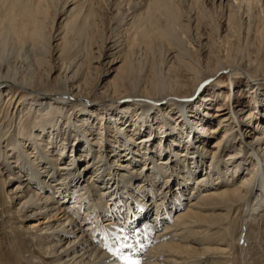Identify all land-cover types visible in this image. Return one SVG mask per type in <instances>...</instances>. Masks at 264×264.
Returning <instances> with one entry per match:
<instances>
[{"label": "bare ground", "instance_id": "bare-ground-1", "mask_svg": "<svg viewBox=\"0 0 264 264\" xmlns=\"http://www.w3.org/2000/svg\"><path fill=\"white\" fill-rule=\"evenodd\" d=\"M175 6L0 0V264L18 233L34 264H264V44L187 46Z\"/></svg>", "mask_w": 264, "mask_h": 264}, {"label": "rangeland", "instance_id": "rangeland-1", "mask_svg": "<svg viewBox=\"0 0 264 264\" xmlns=\"http://www.w3.org/2000/svg\"><path fill=\"white\" fill-rule=\"evenodd\" d=\"M170 1H172L173 4L175 3V5H177V6H175V8H177L176 11L179 15L178 17H180V16L183 17L185 15L191 14V16L194 20L193 23L191 24L190 28H187L185 31L184 26L180 27L179 26L180 24L178 25V23H175L176 24V26H175V24L171 23L172 21L169 19V17H167L165 15H161L158 19L159 21L157 20L156 27L158 26L157 28H159V30L165 31L170 26H173L174 28H172V30L175 33V36H177V38H182L183 41L186 40L185 43L187 44V46L190 45V41H191L188 37L196 39V38H199L201 35L210 36V39L213 41V42L211 41V44L213 45V47H215V46H216V48L220 47V49L223 50V51L221 50L222 52L225 53V51H226L227 53H229L231 55H238V54L240 55L243 53L256 51L260 46H263V44H264V0H231V1L230 0L229 1L223 0L222 2H220L218 0H199V1L198 0H177V1L176 0H170ZM226 1H228V2H226ZM176 2H179V3H176ZM199 16H201V17H199ZM221 16L230 18L229 19V25L230 26H229V29L227 30L224 38L221 37L220 35H218V33H217L218 23H219L220 19L222 18ZM255 20H256V22H255ZM235 27H236V29L237 28L238 29L236 30ZM250 32L253 33V35H251ZM248 33H249V35H248ZM188 40H189V43H188ZM214 41H215V43H214ZM82 43H83L82 39L81 40L75 39L73 42L74 47H80L82 45ZM165 45H166V42H164V41H163V43L160 42V40L154 42L151 45V46H153V47H151V50L154 51L153 52L154 54L152 53V57H150V58L152 59L154 57V59L156 58V60H157V57H155V56L158 54L160 56V53H164L165 50H164L163 46H165ZM230 47H231V49H229ZM9 49L7 51L8 54L14 53L12 55V56H14L17 51H15L11 48H9ZM136 55L133 56V61H134L135 67L137 69L138 68L141 69L140 67H142L144 65V60H146V57L142 53H137ZM44 58L46 59L48 57L43 55L41 53V51H39V52L33 51L28 55L27 58L23 57L24 61H23V65L20 66V69H22V70L35 69L37 67V65H40L41 63H42L41 64L42 66L43 65L45 66L46 62H45ZM139 61H142V62L140 63ZM25 63H27V64H25ZM138 63H140V65H142V66L138 67V65H139ZM145 69L146 68L143 67V69H142L143 71L141 70V72H140L141 78L142 77L146 78V76L148 75V72H147V70L145 71ZM96 73L98 74V70ZM97 74H95V78L97 77ZM14 183L15 182L13 181L10 186L12 187V185H14ZM175 185H176V183H173V187H175ZM151 215H154V213ZM30 221H32V220H30ZM30 221H28V222H30ZM16 238L13 240V243L11 245L13 247V250L15 251V252H13V256H12L13 257L12 258L13 264H34V262H31L29 260V257H28L29 253L27 251V248H28L29 243H30L28 236L26 234H23V233L22 234L18 233ZM24 244H26V245H24ZM25 247H26V249H25Z\"/></svg>", "mask_w": 264, "mask_h": 264}, {"label": "snow or ice", "instance_id": "snow-or-ice-1", "mask_svg": "<svg viewBox=\"0 0 264 264\" xmlns=\"http://www.w3.org/2000/svg\"><path fill=\"white\" fill-rule=\"evenodd\" d=\"M109 251L111 252V251H113V249L112 248H109ZM116 251H118V250H116ZM119 258L121 260L126 261L127 264H140V261L132 259L131 256H129V255H120Z\"/></svg>", "mask_w": 264, "mask_h": 264}]
</instances>
